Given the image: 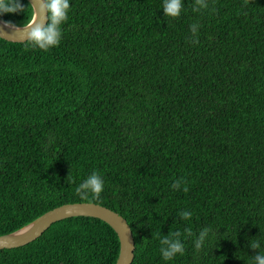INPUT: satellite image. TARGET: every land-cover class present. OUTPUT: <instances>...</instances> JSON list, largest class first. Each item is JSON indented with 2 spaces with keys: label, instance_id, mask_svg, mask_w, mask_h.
I'll return each instance as SVG.
<instances>
[{
  "label": "trees",
  "instance_id": "trees-1",
  "mask_svg": "<svg viewBox=\"0 0 264 264\" xmlns=\"http://www.w3.org/2000/svg\"><path fill=\"white\" fill-rule=\"evenodd\" d=\"M21 3L24 14L0 20L26 22ZM208 3L197 12L183 0L167 18L162 0H70L58 46L0 38V236L93 203L126 220L132 264H249V240H264V0ZM93 171L104 190L83 200L75 188ZM204 227L211 240L196 250ZM185 228L184 254L164 261L160 239ZM118 254L107 224L75 217L0 250V264Z\"/></svg>",
  "mask_w": 264,
  "mask_h": 264
},
{
  "label": "clouds",
  "instance_id": "clouds-1",
  "mask_svg": "<svg viewBox=\"0 0 264 264\" xmlns=\"http://www.w3.org/2000/svg\"><path fill=\"white\" fill-rule=\"evenodd\" d=\"M27 9L28 18L22 24H14L11 21H2L3 27L13 32L24 31L27 34L26 44L42 51H48L59 45L62 39V25L67 21L70 10V0H36ZM183 8V0H162L164 16L167 18H178ZM209 8L208 0H195L194 11H201ZM25 7L21 0H0V17L6 14H24ZM199 25H190L193 37L197 34ZM193 42H196L195 39ZM105 182L100 174L93 171L75 188L76 194L83 200H99L104 190ZM173 190L181 189V181H174L171 185ZM187 191L186 188L183 189ZM191 212L185 210L180 213V218L188 221ZM211 227H204L195 234L193 240L194 248L201 250L212 236ZM194 233L190 228H185L183 233L175 231L163 235L160 239L161 258L168 262L178 255L184 254L183 240L193 237ZM260 237V236H259ZM248 246L255 250L256 255L249 257V264H264V240L252 238Z\"/></svg>",
  "mask_w": 264,
  "mask_h": 264
},
{
  "label": "water",
  "instance_id": "water-1",
  "mask_svg": "<svg viewBox=\"0 0 264 264\" xmlns=\"http://www.w3.org/2000/svg\"><path fill=\"white\" fill-rule=\"evenodd\" d=\"M26 1L29 5L36 2V0ZM26 37L27 34L24 31L13 32L11 29L4 28L2 20H0L1 39L13 43H23L26 42ZM75 217L94 218L107 224L115 232L119 241V254L115 264H132L135 244L126 220L116 212L93 203L64 204L47 211L22 228L1 235L0 250L25 246L38 239L52 224Z\"/></svg>",
  "mask_w": 264,
  "mask_h": 264
}]
</instances>
